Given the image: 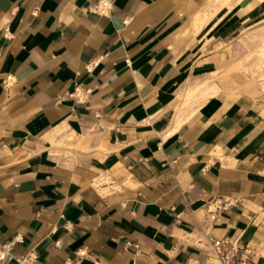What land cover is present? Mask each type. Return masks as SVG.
Instances as JSON below:
<instances>
[{"label":"crops","instance_id":"obj_1","mask_svg":"<svg viewBox=\"0 0 264 264\" xmlns=\"http://www.w3.org/2000/svg\"><path fill=\"white\" fill-rule=\"evenodd\" d=\"M98 1L0 0V244L220 264L210 239L229 238L264 264V89L237 69L264 0Z\"/></svg>","mask_w":264,"mask_h":264},{"label":"built area","instance_id":"obj_2","mask_svg":"<svg viewBox=\"0 0 264 264\" xmlns=\"http://www.w3.org/2000/svg\"><path fill=\"white\" fill-rule=\"evenodd\" d=\"M114 2L115 0H99L98 3L93 6L92 10L100 16L108 17L114 9ZM95 66L96 64L92 63L87 67V70L91 72ZM91 92L90 89L77 88L71 97L81 103L89 98ZM209 213L211 215L213 214L212 211H209ZM211 217L215 219V217ZM15 242H21V239L18 237ZM210 243L213 255L220 264H257V253L250 243H242L239 240H232L229 238H212L210 239ZM13 245L14 243L0 244V264L12 262L26 264L28 261H31V256L16 257L12 252ZM130 248L135 249L138 253L139 246L137 244L132 242L125 243V249L128 250ZM79 255L85 256L86 252L82 251Z\"/></svg>","mask_w":264,"mask_h":264},{"label":"rangeland","instance_id":"obj_3","mask_svg":"<svg viewBox=\"0 0 264 264\" xmlns=\"http://www.w3.org/2000/svg\"><path fill=\"white\" fill-rule=\"evenodd\" d=\"M247 1L254 2L256 0H233L234 3L231 5L236 8H248ZM260 6H264V3L258 2L254 8ZM237 42L247 49L245 55L238 62L237 69L261 84L264 89V17L245 30L238 37Z\"/></svg>","mask_w":264,"mask_h":264}]
</instances>
